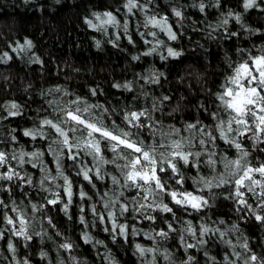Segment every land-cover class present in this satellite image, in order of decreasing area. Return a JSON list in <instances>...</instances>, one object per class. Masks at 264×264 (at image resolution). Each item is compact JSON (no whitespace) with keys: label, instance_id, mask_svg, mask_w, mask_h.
<instances>
[{"label":"trees","instance_id":"trees-1","mask_svg":"<svg viewBox=\"0 0 264 264\" xmlns=\"http://www.w3.org/2000/svg\"><path fill=\"white\" fill-rule=\"evenodd\" d=\"M200 2L139 0L147 12L134 10L130 15L124 8L126 0H0V57L5 52L12 57L8 63H0V117H4L0 119V151L6 152L9 157L12 154L18 156L22 151L43 152V165L55 174V159L48 149L50 140L38 138L34 141L23 135L26 129L36 128L43 118H57L50 106V102L55 101L70 105L72 101L80 100V107L85 104L99 105L101 107L93 108V113L106 117V123L118 122L122 128H126L124 112L147 109L151 113V120L145 121L148 126L139 130V138L148 144L159 141L161 131H168L170 126L181 129L184 137L193 135L185 130L188 123L213 131L216 123L213 116L219 113L226 118L216 96L222 90L226 77L231 74V65L242 61L248 54H259L264 49V11L252 8L245 12L243 0H219V6L216 0H203L206 6L205 11L201 12L199 7L194 6ZM257 2L260 8H264V0ZM173 8L182 11V18L173 15ZM230 10L234 14H241L245 27L228 17ZM104 12L116 16L119 26H105L106 31L93 30L85 23V20L98 23L93 13ZM146 15L168 17L177 39L169 40L157 28H145ZM226 17L229 23L219 26ZM125 22L128 23L127 33L123 30ZM149 32L157 33L155 39L147 34ZM129 39L133 43L130 44ZM25 40L32 42L30 50L12 51L17 45H23ZM156 40L164 43L152 55L144 56L143 53L155 45ZM167 47H172L182 55L177 58L168 56ZM133 56H139L140 59L133 60ZM161 56L166 59L162 60ZM37 58L40 63L35 62ZM161 72L163 76L159 75ZM154 75L158 76L159 83L145 82ZM125 83L131 84V91L113 87L114 84ZM93 90L96 95H92ZM165 96L169 99L164 100ZM11 102L20 105L19 116H7L4 106ZM153 125L155 135L151 130ZM127 130L132 133L138 131ZM44 131L49 132L50 137L59 139L47 127ZM53 147L59 149L63 146ZM244 147L250 153L248 159L252 164L264 161V152L259 151L264 145H253L251 140H247ZM213 150L218 156L237 158L235 148L223 141H218ZM66 151L61 154V164L64 174L73 182L76 193L68 214L63 212L62 204H46L45 198L49 194L40 188L43 173L39 167L34 169L28 163L20 169L22 173L33 177L34 187L26 184L16 187L18 181L10 185L5 182V187L12 190L0 192V199L7 205L0 209V228L5 229L4 238L0 239V264H23L25 259L29 264H146V261L152 260L153 254L141 257L135 248L137 243L160 250L155 254L156 264H183L188 255L193 257L192 264H225V257L235 264H244V258L252 254L264 258V224L258 223L246 209H241L234 199H225L228 192L223 188L205 189L199 193L209 201V205L200 212L185 210L166 198V202L174 208L176 219L171 214L153 213L159 219L152 223L139 217L133 220L132 215L125 214L120 222L134 226L138 234H129L127 239L119 235L114 237L110 223L101 224L98 217L92 214L91 207L95 204L97 210L106 215L103 193L109 192L119 197L123 189L113 186L111 175L120 177V173L114 165H103L101 172L104 179L96 180L93 176L96 185L93 187L82 175H77L81 165L93 166L92 157L80 153V159L73 162L68 159ZM102 151L105 158L113 156L107 148ZM41 161H37V164ZM16 165L17 161L10 159L8 166ZM183 172L187 177L186 189L195 194L193 180L197 169L185 167ZM199 174L210 178V169L201 164ZM56 183L62 184L63 181L58 180ZM48 186L46 183L45 187ZM80 190L85 191L88 198L81 200ZM123 191L125 197L121 199L131 208L133 192ZM248 199L253 207L257 205L258 198L251 193ZM13 203L30 219L34 217L29 232L39 234L33 235L27 242L13 236L9 226L3 223L4 212L14 215L10 211ZM33 203L44 205L43 211L32 212ZM81 205L85 209L83 213L80 212ZM81 215L86 221L83 224L80 222ZM169 221L176 231L169 233L167 239L159 236L155 240L145 238V232L154 234L156 231H166ZM187 221H191L197 230L204 224L219 231L206 234V242L200 246L184 231ZM233 225L238 230H234ZM105 228L109 231H105ZM220 232L225 233L223 238ZM85 233L91 237L88 243L83 238ZM181 235L186 242L196 247L186 253ZM9 240L16 247L15 254L8 250ZM245 240L249 245L248 252L239 246ZM65 241L72 243L71 252L60 247ZM165 250L171 253L169 261L163 258ZM41 252L47 255L42 258ZM234 252L242 253L241 259L237 260Z\"/></svg>","mask_w":264,"mask_h":264},{"label":"snow or ice","instance_id":"snow-or-ice-1","mask_svg":"<svg viewBox=\"0 0 264 264\" xmlns=\"http://www.w3.org/2000/svg\"><path fill=\"white\" fill-rule=\"evenodd\" d=\"M216 4L219 6V0H216ZM124 8L130 15L133 14L134 10L147 12V9L139 3V0H126ZM243 8L245 11L252 8L264 11V8H260L257 0H243ZM199 10L201 12L205 11L203 0L199 3ZM172 13L175 17L182 18V11L178 8H173ZM93 15L98 23L85 20V23L93 30L104 29L106 31L105 26H119L116 16L111 12L93 13ZM228 17L233 18L237 24L240 21V15L232 13ZM228 23L229 19L226 17L223 24L227 25ZM149 26L164 32L171 41L177 39V34L172 30L166 16L158 18L156 15H146L144 27ZM123 30L127 33V22L124 23ZM147 34L153 36L154 39L157 36L156 32ZM230 35H236V33H230ZM129 43L131 44L133 41L129 39ZM145 43H148V41L145 40ZM163 43V41L156 40L155 45L144 52L143 55H152ZM25 47L30 49L32 42L25 40L23 45H17L12 51L15 52L17 49L23 51ZM97 47H99V42H97ZM167 53L172 58L181 56V52L174 50L172 47H167ZM11 58L5 52L0 57V63L6 64ZM160 58L162 60L166 59L164 56ZM132 59L138 60L140 57L133 56ZM35 62L40 63L38 58ZM231 69V74L226 77L222 90L216 96L219 107L223 109L226 118L219 113L215 114L213 119L216 123L213 131H209L205 127H198V124L188 123L185 130L193 133V135L184 137L181 134V129L170 126L168 131H161V139L153 144H148L144 139L139 138V130L148 126L145 121L151 120V113L147 109H132L124 112L123 122L126 128H122L116 121L109 124L106 123V117L95 115L92 110L101 107L99 105L85 104L84 107H80L82 103L80 100L72 101L70 105L61 104L59 101L50 102L57 118L55 120L43 118L36 128L26 129L23 135L34 141L38 138L50 140L48 149L55 159V174L49 172L43 165L41 161L44 156L43 152L22 151L18 156L12 154L9 157L6 152L0 151V192H11L10 187H5V182L10 185L12 182L18 181L16 187H20L22 184L34 187L33 177L20 171L25 164L31 163L32 168L39 167L43 173L40 188L49 194L45 198L46 204L49 206L62 204L63 212L68 214L76 193L73 190V182L64 174L61 164V154L67 150V157L73 162L80 159V153L92 157L93 166L81 165L80 172L77 175H82L83 179L92 184L93 187H96L93 176L96 180L104 179L101 167L103 165H114L120 173V177L111 175L113 186L133 192L130 200L131 208L129 204L124 203L121 199L125 197V191L123 190L120 191L119 197H114L109 192L103 193V198H106L103 200V210L106 215L101 214L95 204L91 207L92 214L98 217L101 224L110 223V230L114 237L119 235L127 239L129 234L132 236L138 234L134 226L130 227L129 224L120 222L125 214L132 215L133 220L139 217L152 223L159 219L153 213L171 214L172 218L176 219L174 208L166 202V198L170 199L172 204L185 210L192 209L195 212H200L209 205V201L199 193L205 189L212 190L213 188L227 190L228 194L224 197L225 199H234L241 209H246L258 223L264 224V161L252 164L248 159L250 153L244 147L247 140H251L253 145H264V49H261L259 54H248L242 61L231 65ZM145 82L159 83V78L154 75ZM113 87L128 91L132 90L129 83L114 84ZM55 91L59 92L60 89ZM92 95H96L94 90ZM163 99L168 100L169 97L165 96ZM4 110L7 112L8 117L21 114L20 105L15 102L5 105ZM0 119H4V117H0ZM46 127L59 139L50 137L49 132L44 131ZM127 129H137L138 131L132 133ZM151 130L155 135L154 125ZM194 140L196 143H193ZM218 141H223L230 147L235 148L237 158L233 159L230 155L218 156L217 152L213 150ZM53 145H62L63 147L58 149L54 148ZM105 147L113 154L111 158H105L102 151ZM259 151L264 152V148H260ZM10 159L17 161L15 167L8 166ZM37 161H41V163L38 165ZM119 161H123V163H119ZM201 164L210 169V178L199 174ZM185 167L197 169L196 178L193 180V184L196 186L195 194L185 187L187 180L183 172ZM58 180H62L63 183H56ZM46 183L49 185L48 187H45ZM57 189H62V191ZM249 193L258 198L255 207L249 203ZM79 198L85 200L88 198V194L80 190ZM5 207H7L6 202L0 199V209ZM43 209L44 205L35 203L31 205V210L34 213H39ZM10 211L14 215L4 212L2 220L4 224L9 226L13 236L22 238L27 242L32 239L33 235L39 234L29 232L31 219H34V217L30 219L27 213L15 203H13ZM84 211L85 209L81 205L80 212L83 213ZM69 219H71L70 216ZM80 222L82 224L86 222L84 215L80 216ZM49 223H51V220H49ZM220 223L223 224L224 221H220ZM186 225L184 231L193 237L200 246L205 244L204 237L206 234L219 231L204 224H201L197 230L191 221H187ZM235 228L236 226L233 225V229ZM105 231H109V229L105 228ZM174 231L176 229L173 223L169 221L166 231H156L154 234L145 232L144 236L149 240H155L156 236L167 239L169 233ZM4 232L5 229L0 228V239L4 238ZM224 235L225 233L220 232L222 238ZM83 238L85 243L91 240L87 233L84 234ZM180 240L186 253L189 249L196 247L193 243L186 242L183 235L180 236ZM227 243L230 244V242ZM239 246L245 252L249 251L246 240ZM60 247L71 252L73 245L70 241H65ZM135 248L141 257L146 254H153L152 260L146 261V264H156L155 254L160 251L158 248L143 247L139 243L135 245ZM8 250L13 254L16 252V247L11 240L8 241ZM40 255L43 258L47 254L41 252ZM234 255L239 260L242 253L234 252ZM170 257L171 253L165 250L163 253L164 260L169 261ZM192 261L193 257L188 255L187 261H184L183 264H192ZM249 261L251 264H256L257 261H259V264H264V258L257 257L255 254L244 258V264H249ZM23 264H29V261L25 259ZM225 264H235V262L229 261V258L225 257Z\"/></svg>","mask_w":264,"mask_h":264},{"label":"clouds","instance_id":"clouds-1","mask_svg":"<svg viewBox=\"0 0 264 264\" xmlns=\"http://www.w3.org/2000/svg\"><path fill=\"white\" fill-rule=\"evenodd\" d=\"M57 2H59V0H57ZM195 7H199V4L198 5H194ZM206 6V5H205ZM245 12H247V11H245ZM233 12L230 10L229 12H228V16H229V14H232ZM237 15H240V21H239V23L238 24H240L241 25V27H245V25L243 24V22H242V16H241V14H239V13H236ZM225 19V18H224ZM223 19V20H224ZM223 20L221 21V24L219 25V26H225L224 24H223ZM32 47H33V44H32ZM31 47V48H32ZM30 48V49H31ZM29 48H27V47H25V50H30ZM181 55H182V53H181ZM160 75L161 76H163L164 75V73H160ZM175 111V110H174ZM234 230H238V229H234ZM12 242V241H11ZM13 243V242H12ZM7 247H8V245H7Z\"/></svg>","mask_w":264,"mask_h":264},{"label":"rangeland","instance_id":"rangeland-1","mask_svg":"<svg viewBox=\"0 0 264 264\" xmlns=\"http://www.w3.org/2000/svg\"><path fill=\"white\" fill-rule=\"evenodd\" d=\"M106 148V147H105Z\"/></svg>","mask_w":264,"mask_h":264}]
</instances>
